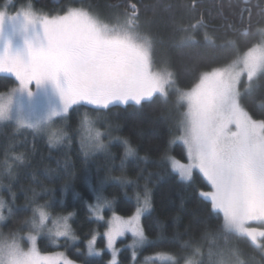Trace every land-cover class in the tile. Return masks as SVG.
Here are the masks:
<instances>
[{
	"label": "snow or ice",
	"instance_id": "1",
	"mask_svg": "<svg viewBox=\"0 0 264 264\" xmlns=\"http://www.w3.org/2000/svg\"><path fill=\"white\" fill-rule=\"evenodd\" d=\"M61 12L45 13L31 2L15 15L0 10V74L14 77L17 82L6 97H0V122L14 123L16 131L43 133L50 146H57L70 138L63 127H54L56 118L65 120L73 105H89L92 111H99L129 102L137 106L152 103L154 97L167 103L169 90L175 88L176 106L187 105L178 122L181 134L177 139L186 149L188 162L173 157L167 160L184 181H190L194 170H198L211 186V191L201 192L200 196L210 201L218 221L222 214L215 231L204 234L208 240L206 252L198 243L181 245L189 253L181 258L183 264H249L242 259L245 253L240 246L248 241L264 253V239L258 243V238H264V230L249 226L253 222L264 225V108L256 118L244 102L254 79L264 77V41L248 46L227 66L200 72L198 82L189 91H182L176 87L173 69H154V42L141 33L136 2L126 0L124 11L109 22L90 9L67 8ZM13 37L19 38V48H13ZM234 44L226 41L219 50ZM208 46L213 47L214 42ZM245 73L248 84L242 92L239 85ZM17 97L27 98L29 115H25L23 105L17 104ZM41 105L43 114L36 115ZM79 133L82 149L106 148L103 133L87 112L80 120ZM123 144L125 156L135 154L127 140ZM26 160L27 156L21 154L9 163L5 156L6 171L11 174L13 164H24ZM110 203L97 196V203L91 206L97 219L103 220L101 210ZM6 207L0 199V221L5 219ZM49 207L35 204L32 208L25 222L31 229L27 251L21 248L16 233L0 238V264H61V260L62 264H74L63 254L44 256L37 250L33 233L49 224L53 225L48 227L51 235L76 239L69 224L73 214L52 217ZM151 207V195L145 189L134 215H114L106 222L104 238L112 252L110 264H117V238L131 232L134 247L146 241L140 220ZM95 243L93 235L87 242L89 255H99ZM156 260L180 264L167 253H158L151 264Z\"/></svg>",
	"mask_w": 264,
	"mask_h": 264
},
{
	"label": "trees",
	"instance_id": "2",
	"mask_svg": "<svg viewBox=\"0 0 264 264\" xmlns=\"http://www.w3.org/2000/svg\"><path fill=\"white\" fill-rule=\"evenodd\" d=\"M14 1L25 6L31 2L42 7L39 4L43 3L44 7L54 8L51 0ZM67 1L91 9L100 18L106 11H117L118 6L125 8L126 4V0ZM7 2L0 0V8ZM127 2L138 4L144 30L155 40L157 64L176 72V87L182 91L198 82L200 72L232 63L237 54L255 44L256 31L259 38L264 37V0ZM248 6L252 8L249 23ZM226 41L235 44L219 50ZM210 42H214L213 47L208 46ZM16 84L15 78L0 76V93L10 92ZM247 84L246 79L242 80V92ZM176 99L175 88H172L167 103L154 97L152 103L137 106L129 102L99 111H92L93 106L75 105L65 120L56 119L57 126L63 127L70 138L57 146H50L43 133L16 131L14 123L1 122L0 199L8 207L3 212L5 219L0 221V238H9L12 233L25 235L30 231L25 222L31 217L35 204L51 205L47 211L53 217L73 214L70 222L76 241L61 239L55 246L40 237V250L43 253L61 251L79 264H108L107 251L100 257L88 254L87 242L95 234H99L97 246L104 248L106 228L105 221L95 219L90 205L100 196L111 202V208L107 207L104 212L106 218L112 213L130 217L142 203L147 189L152 207L143 216L142 224L152 241L140 248L138 262L147 256L167 253L183 264L181 258L189 254L181 249L186 242L198 243L206 252L208 240L204 234L215 231L222 222V214L218 221L210 201L200 196L201 192L211 191L202 174L196 171L190 181H184L169 165L167 157L188 162L186 149L177 139L178 122L185 104L177 107ZM244 102L250 112L260 118L264 108V77L254 79ZM86 112L103 133L104 150L81 148L79 123ZM124 140L135 149L134 155L125 156ZM21 154L27 156V160L24 164H13L8 174L5 156L11 163L14 156ZM130 238L119 242L120 264L132 262V252L125 247ZM240 246L245 253L242 259L249 264H264V253L258 246L251 241Z\"/></svg>",
	"mask_w": 264,
	"mask_h": 264
},
{
	"label": "rangeland",
	"instance_id": "3",
	"mask_svg": "<svg viewBox=\"0 0 264 264\" xmlns=\"http://www.w3.org/2000/svg\"><path fill=\"white\" fill-rule=\"evenodd\" d=\"M23 6H25V5H23V4H21V3H18V2L14 1V0H8L7 4H6L3 8H0V10H5V9H7V12H8L9 15H15V14H16V11H18V10H19L21 7H23ZM119 13H122V12H121V11H115V10H112V11H110V12L108 13V11H106V12L104 13L102 19L106 20L107 22L112 21V20H114V18H115ZM141 33L144 34V35H148V36L153 40V42L155 43V40H154L153 35L150 34V33H147V32L144 30V25H143V24H141ZM259 37H260V36H257V38H256L257 40L255 41V44L264 41V37H261V38H259ZM12 44H13V48H14V49L19 48V47L21 46V42H20V40H19L18 37H13V38H12ZM154 46H155V44H154ZM156 59H157V58H156V52H155V49H154V69H160V68H163V66L160 67V66L157 64V60H156ZM230 64H231V63H230ZM227 65H229V64H226V65H224V66H227ZM3 75L9 76V75H7V74H0V76H3ZM13 78H14V77H13ZM244 79L247 80L246 73L243 74V75L241 76V82H242V80H244ZM247 82H248V81H247ZM240 84H241V83H240ZM15 87H17V84H16ZM15 87H14V88H15ZM239 87H240V85H239ZM14 88H13V89H14ZM190 89H191V88H190ZM190 89H187L186 91H189ZM34 90H35V89L33 88V91H34ZM11 91H12V90H11ZM11 91H10V92H11ZM10 92H8V93H0V97H6ZM17 104H19V105H23L25 115H26V116L29 115L28 101H27V98H26V97H17ZM73 106H75V105H73ZM43 110H44V106L41 105V106L36 110V115H41V114H43ZM186 110H187V105L185 104V110H184V112H185ZM56 119H57V118H56ZM0 123H1V122H0ZM54 127H58L57 124H55ZM180 134H181V133H180ZM180 134H179V135H180ZM178 141L181 142L180 140H178ZM181 143H182V142H181ZM182 144H183V143H182ZM174 159H175V158H174ZM175 160H177V159H175ZM177 161H179V160H177ZM179 162H181V161H179ZM181 163H184V162H181ZM185 164H186V163H185ZM196 171H198V170H194L193 175H194V173H195ZM96 203H97V198H96V202L93 203L92 205H90V209H91V206L95 205ZM107 207H109V206L104 207V208L101 210V213H100V215L103 216V221H105V225H106L105 231H106V229H107V223H106V222L109 221V220H111V218H112L114 215L119 216V215H117V214L112 213L108 218H106V217L104 216V212H105V209H106ZM110 208H111V207H109V209H110ZM91 211H92V210H91ZM92 213H93V212H92ZM146 213H147V211H145V212L142 214V216H141L140 223H141L142 228H143L142 219H143V216H144ZM134 214H135V213H134ZM134 214H133V215H134ZM93 216L95 217V219H97V217H96V215H95L94 213H93ZM131 216H132V215H131ZM52 217H53V216H52ZM120 217H121V216H120ZM125 218H128V217H125ZM97 220H100V219H97ZM2 221H3V220H2ZM100 221H101V220H100ZM69 224L71 225L70 220H69ZM249 226H250V227H257V228H260L261 230H264V225H261V224H259V223H257V222H253V223L250 224ZM48 227H53V225L49 224ZM48 227H46L44 230H42V231L39 232V233H33V234H35V235L37 236V239H36V247H37V250L40 252L41 255H44V256L59 257L60 254H63V257H67V256H66L63 252H61V251L51 252V253H43V252L40 250V247H39V238H40V237H45V238H47L48 242H49L50 244H54L55 246H57V243L60 242L61 239H69V240H71L72 242L76 241V239H71V238H69V237H56V236H54V235H51V234L49 233V231H48ZM29 228H30V226H29ZM71 229H72V227H71ZM143 230H144V229H143ZM30 231H31V229H30ZM30 231H29V232H30ZM105 231H104V233H105ZM29 232H27V233H26L25 235H23V236H18V237L20 238L18 242L20 243L21 248H23L25 251H27L28 248L31 247L30 242L27 240V236L29 235ZM72 233L74 234L73 231H72ZM104 233H103V238H104ZM144 233H145V231H144ZM74 235H75V234H74ZM94 236L96 237L95 248H96V250L99 252V255H90V256H93V257H95V256L100 257V256L103 255L104 252L107 251V252L109 253V255H110V258H109V260H108V264H110V261H111V258H112V252H111V250L107 249L105 238H104V243H105L104 248H99V247L97 246V239H98V237H99V234H95ZM128 236L131 237V238H130V241H128V242L125 244V247L128 248V249H130L131 252H132V262H131V264H151L152 260H154V259L156 258L157 254H156V255H153V256H147V257H145L144 259H142L140 262H138V258H139V253H140L139 251H140V248L144 247L145 245H148L152 240H151V239L146 235V233H145L146 241H145L142 245H138V246H135V247H134V246H133V241H134L135 238L132 236L131 232L126 233L124 236L119 237V238H117V240H116V243H115V249H116L117 264H120L119 254H120V251H121V247L119 246V242H120L122 239H125V238L128 237ZM262 239H263V238H258V243L261 242ZM67 258H68V257H67ZM68 259H69V258H68ZM70 260H72V259H70ZM73 261H74V260H73ZM158 262H162V261H160V260H156V263H158ZM61 264H62V260H61ZM74 264H79V263H77L76 261H74Z\"/></svg>",
	"mask_w": 264,
	"mask_h": 264
},
{
	"label": "flooded vegetation",
	"instance_id": "4",
	"mask_svg": "<svg viewBox=\"0 0 264 264\" xmlns=\"http://www.w3.org/2000/svg\"><path fill=\"white\" fill-rule=\"evenodd\" d=\"M82 1V0H81ZM51 3H53L54 4V8H51V9H49V8H47V7H44V5L45 4H43V3H38L39 5H42V7L41 6H37L36 4H34V6H35V8L36 9H43V11L45 12V13H48V12H51V13H53V14H57V13H59V14H62V12H61V10L62 9H67V8H84L83 6H77V5H75V2H72V3H70V2H68L67 0H65L63 3L61 2V0H51L50 1ZM245 2H248V1H245ZM257 5V4H256ZM118 8V9H117ZM116 8V10L118 11H121V12H123L124 11V7L122 6V7H117ZM248 10H249V16H248V23L250 22V18H251V15H252V8L251 7H249L248 6ZM84 9H87V8H84ZM91 10V9H90ZM246 10V8L244 9V11ZM92 11V10H91ZM93 12V11H92ZM94 13V12H93ZM94 14H96V13H94ZM102 19V18H101ZM104 20V19H103ZM105 22H107L106 20H104ZM246 33V32H245ZM255 34H256V36H258L259 35V33L256 31L255 32Z\"/></svg>",
	"mask_w": 264,
	"mask_h": 264
}]
</instances>
